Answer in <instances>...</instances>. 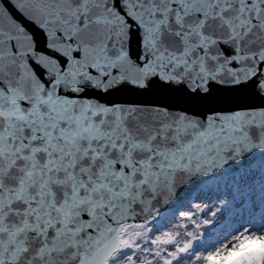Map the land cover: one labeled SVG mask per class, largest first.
Masks as SVG:
<instances>
[{
	"label": "snow or ice",
	"instance_id": "1",
	"mask_svg": "<svg viewBox=\"0 0 264 264\" xmlns=\"http://www.w3.org/2000/svg\"><path fill=\"white\" fill-rule=\"evenodd\" d=\"M11 3L35 31L0 5V264H264V181L215 236L191 211L150 226L179 184L264 152V107L109 99L264 97V0Z\"/></svg>",
	"mask_w": 264,
	"mask_h": 264
},
{
	"label": "water",
	"instance_id": "2",
	"mask_svg": "<svg viewBox=\"0 0 264 264\" xmlns=\"http://www.w3.org/2000/svg\"><path fill=\"white\" fill-rule=\"evenodd\" d=\"M0 5H3L11 13V15L22 25H24L30 31H35L34 26L30 24L13 6L11 0H0ZM39 39V38H38ZM40 47L43 48L41 42ZM46 51V49H44ZM115 102H129V101H140V102H154L159 104H166L173 109L188 108L192 112L198 114L207 115L213 110H233L239 108H259L264 107V97L259 96L253 90L252 93H239L229 94L227 91H220L214 93L211 97L203 102H192L186 98L175 97L171 95L161 94L158 90L148 96L136 97L129 94H121L116 97L109 98ZM264 162V152L259 150L245 154L239 161L231 162L221 172L193 177L187 183L179 184L176 188L175 196L169 201V203H160L159 214L166 211H176L182 207L186 202L192 199L193 195L197 193L208 181H211L217 177H225L228 175L236 174L243 169L252 167L255 163ZM183 204V205H182ZM157 215V216H158Z\"/></svg>",
	"mask_w": 264,
	"mask_h": 264
},
{
	"label": "rangeland",
	"instance_id": "3",
	"mask_svg": "<svg viewBox=\"0 0 264 264\" xmlns=\"http://www.w3.org/2000/svg\"><path fill=\"white\" fill-rule=\"evenodd\" d=\"M263 165H255L253 167H250V169H245L240 171L238 174L233 175V176H225V177H217L212 179L211 181L207 182V185L203 187L202 190H200L198 193H196L193 197V201H191V204L194 202V206L190 207H184L181 210H179L176 214L170 215V218L167 219L165 222L162 223L160 227L155 225L156 222H152V225L150 226H155L156 227V233L158 234L157 230H169L170 227H175L177 224L180 223L181 217L178 216L179 213L184 212V211H191L194 212L196 215L198 214L197 211V206L200 204V202L204 199H207V208H210L212 205L215 204H221L222 200L226 199H221V200H216V199H209V193L213 194L215 193L214 191H226L227 193H230L232 190H236L237 193L232 196V199H237L239 200L237 204L234 206L230 207L229 211L222 217L220 218L215 226L213 236L221 233L222 231H225L227 226V222L233 223L236 217H238L243 211L240 208V204L243 200V196L240 194L241 189H239V183H242L243 181H247L246 185L242 187V190L248 187L249 185L252 186V189L254 188L255 184L253 182H257L258 178L260 179V182L264 179V173L260 175L261 167ZM243 177V179H242ZM223 178V179H222ZM253 183V184H252ZM233 187V189H231ZM257 193V191H256ZM206 201V200H205ZM203 203V202H202ZM202 206V204H201ZM219 205H217L214 209L218 208ZM185 209V210H184ZM235 211V213H233ZM165 216V215H163ZM211 217V216H210ZM210 217H207L206 220L209 221ZM202 222V220H201ZM235 222L231 224L232 226L228 227L227 230H230L234 226ZM202 225V230L206 228L207 224H201ZM201 230V231H202Z\"/></svg>",
	"mask_w": 264,
	"mask_h": 264
},
{
	"label": "trees",
	"instance_id": "4",
	"mask_svg": "<svg viewBox=\"0 0 264 264\" xmlns=\"http://www.w3.org/2000/svg\"><path fill=\"white\" fill-rule=\"evenodd\" d=\"M261 171H260V175H261V173L263 174L264 173V166H262L261 168ZM264 176V175H263ZM260 179L261 178H258V181L257 182H253L254 184H255V186H254V188L252 189V186L251 185H249L248 187H246L245 189H243L242 190V187L243 186H245L246 185V183H247V181L245 180V181H243L242 183H239V189H241V191H240V194L243 196V200H242V202H241V204H240V208L242 209V211H244V208L242 207V205H245V201H247L249 204H250V206L252 205V202H254V201H259L260 200V194H261V183H262V181H264V179L260 182ZM252 183V184H253ZM231 189H233V187L231 188ZM256 191H257V193H256ZM215 193H213V194H211V193H209V199L210 198H212V199H216V200H221V199H226V200H228V202H229V205L228 206H226V205H222V204H215V205H212L211 207H210V209H213L214 210V208L217 206V205H219V207L218 208H220L221 209V212L220 213H218V216H217V218H213L212 216H211V212H209V211H198V214L196 215V218L199 220V221H203V220H206V218L207 217H210V220L208 221V224L206 225V228L204 229V230H202V225H201V229H200V231L202 230L203 232H206V233H208L209 234V237H212L213 236V232H214V229H215V226H216V223H217V221L220 219V218H222L228 211H229V209H230V207H232V206H234L235 204H237L238 203V201L239 200H237V199H232L231 197L232 196H234V194H236L237 193V191L236 190H232L230 193H227L226 191H214ZM206 200V201H205ZM207 199H204V200H202L201 202H200V204L198 205L201 209H204L205 208V206H207ZM203 202V203H202ZM201 204H202V206H201ZM195 204H194V202L192 203V204H189V205H187V207H192V206H194ZM246 206V205H245ZM208 207V206H207ZM185 210V209H184ZM222 213V214H221ZM233 213H235V211L233 212ZM178 216H179V214H178ZM169 217H163V218H161L159 221H157L156 223H155V225H157L158 227H160L161 225H162V223L163 222H165L167 219H168ZM201 224H203V223H201ZM154 227V233L155 234H157L156 233V227L155 226H153ZM189 227L191 228V225H189ZM158 234H159V232H158Z\"/></svg>",
	"mask_w": 264,
	"mask_h": 264
},
{
	"label": "clouds",
	"instance_id": "5",
	"mask_svg": "<svg viewBox=\"0 0 264 264\" xmlns=\"http://www.w3.org/2000/svg\"><path fill=\"white\" fill-rule=\"evenodd\" d=\"M249 251L253 254L264 252V241H255L249 245Z\"/></svg>",
	"mask_w": 264,
	"mask_h": 264
},
{
	"label": "bare ground",
	"instance_id": "6",
	"mask_svg": "<svg viewBox=\"0 0 264 264\" xmlns=\"http://www.w3.org/2000/svg\"><path fill=\"white\" fill-rule=\"evenodd\" d=\"M233 176V175H232ZM223 179V178H222Z\"/></svg>",
	"mask_w": 264,
	"mask_h": 264
}]
</instances>
